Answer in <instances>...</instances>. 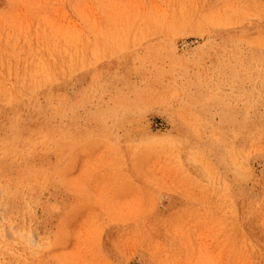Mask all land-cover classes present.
I'll return each instance as SVG.
<instances>
[{
	"label": "rangeland",
	"instance_id": "obj_1",
	"mask_svg": "<svg viewBox=\"0 0 264 264\" xmlns=\"http://www.w3.org/2000/svg\"><path fill=\"white\" fill-rule=\"evenodd\" d=\"M0 90V264H264V0H0Z\"/></svg>",
	"mask_w": 264,
	"mask_h": 264
},
{
	"label": "bare ground",
	"instance_id": "obj_2",
	"mask_svg": "<svg viewBox=\"0 0 264 264\" xmlns=\"http://www.w3.org/2000/svg\"><path fill=\"white\" fill-rule=\"evenodd\" d=\"M48 59V58H47ZM50 63V62H49ZM40 63H38V65H39ZM12 65V64H11ZM51 66V65H50ZM39 68V67H38ZM51 71V70H50ZM29 89V88H28ZM1 90H2V87H1ZM0 90V91H1ZM32 91V90H31ZM33 92V91H32ZM15 187V186H14ZM3 255V254H2ZM218 255V254H217ZM211 256V255H210Z\"/></svg>",
	"mask_w": 264,
	"mask_h": 264
}]
</instances>
